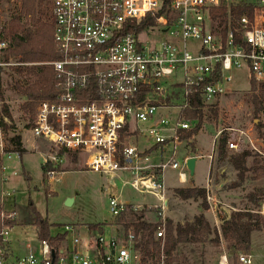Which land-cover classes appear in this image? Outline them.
Here are the masks:
<instances>
[{"label":"built area","instance_id":"1","mask_svg":"<svg viewBox=\"0 0 264 264\" xmlns=\"http://www.w3.org/2000/svg\"><path fill=\"white\" fill-rule=\"evenodd\" d=\"M227 2V0H225ZM223 0H51L53 44L58 59L23 63L6 57L9 44L0 41V71L49 66L55 77L54 94L40 101L27 128L33 139L54 155L43 158L49 185L59 183L60 152L84 157L83 167L106 177V196L112 217L110 229L66 227L58 248L38 238V247H14L16 214L0 212V264H166V232L171 197L166 172H177L179 185L189 183L187 161L180 148L191 146L194 131L206 113L233 93L234 70L248 69L250 83L264 84V0L247 4L250 15L224 19L217 15ZM228 3V2H227ZM230 4V3H228ZM158 31L170 39L152 41ZM147 37L141 40L140 37ZM190 43H193L190 46ZM200 100L202 119L187 117ZM30 120V119H29ZM12 120L0 97V205L11 195L5 189L18 176L14 159L21 160L7 128ZM202 131V130H200ZM227 150H245L264 159V138L252 127L219 130L207 156L210 162L205 198L214 225L229 220L227 208L213 196L211 178L216 144L222 133ZM153 199L134 203L127 189ZM231 213V214H230ZM264 216V203L259 212ZM152 214V217H151ZM225 215V216H224ZM156 226L154 241L160 253L146 256L137 217ZM36 232L37 228L34 227ZM220 233V229L218 231ZM68 235H71L69 244ZM150 252L154 246L150 245ZM238 264H253L251 255L238 252ZM219 264H228L221 255Z\"/></svg>","mask_w":264,"mask_h":264},{"label":"rangeland","instance_id":"2","mask_svg":"<svg viewBox=\"0 0 264 264\" xmlns=\"http://www.w3.org/2000/svg\"><path fill=\"white\" fill-rule=\"evenodd\" d=\"M240 1L250 4L256 0H227L228 3ZM15 5L16 3L11 1L3 2L0 5V26L9 21ZM140 39L144 40L147 37L142 36ZM148 39L160 41L170 39V37L155 31L150 34ZM192 45L193 43H190V46ZM232 77L233 93L223 98L219 106L212 108L218 112L216 118L212 112V114L206 113L207 120L203 123L202 131L196 135L192 145V149H196V153L192 152L191 155H209L216 133L225 128L245 129L252 127L262 138L264 128L259 131L256 125L260 121L264 126V111L258 117L254 115L253 105L250 102L251 83L248 69L243 66L239 70H234ZM16 82H23L17 73L12 74L11 69H5L3 73L1 72L2 101L5 103L9 115L11 114L10 122L12 120L13 123V127L10 124L7 129L11 134L12 129L17 126V129L20 130L19 134L22 132L26 149L21 160L14 159V163L17 164L18 176L9 179L5 189L11 196L6 199L4 207L0 205V212L4 211L5 214L14 212L16 214L14 221L5 222L14 227L12 239L15 249L22 252L25 244L38 247V234L34 225L26 222L27 208L30 204L34 205L42 218L49 221L51 225L50 235L53 237L65 234L66 227L75 226L83 227L82 233L85 232L84 227L90 228V233L94 236H96V232L91 227L99 226L104 229L105 235H109L110 229L106 223H110L112 217L109 213V203L106 196L108 184L106 177L87 171L83 167L84 157L78 156L75 159L69 154H63L57 159L59 171L64 172L61 175V181L52 185L48 184L43 169V158L54 155L55 151L41 142H36L27 129L28 123L31 121L29 120L30 115L22 110V106L28 99L15 89ZM227 134L229 138H234L232 133L227 132ZM187 150L188 146L180 148L178 158L182 159L184 151ZM233 153V151H228L229 155ZM253 162L254 158L248 159L247 168L250 169L254 165ZM209 168L210 162L207 157L198 158L196 173L184 186L179 185L176 171L168 170L166 172V185L171 197L169 220L175 224H185L194 220L196 216L204 214L210 224H213L212 227L215 226L209 208L204 211L201 201L182 200L175 194V190L178 188L192 186L204 188ZM254 176V172L249 170L244 174L243 180H239L237 171L234 170L229 161L227 159L219 160L216 149L211 178L214 185L213 196L218 202L225 204L229 209L235 208L238 211L254 209L258 212L260 208L258 209L250 203L249 196L256 189L264 187V180H254ZM125 196L127 199H132L136 204L146 200L150 203L153 202L150 196L140 195L129 188L126 190ZM68 200H72L69 206L66 204ZM230 212L234 213L232 210ZM221 226L222 224L219 225L220 233L218 232L219 243L208 241L205 245H181L177 251L181 264H213L220 258L221 252L226 251L228 253L229 243L221 238ZM211 238L213 239L214 236ZM254 240L257 250V245L264 243V235H256ZM68 241L71 245V235H68ZM249 252L244 253L248 254ZM255 255L258 256L257 252ZM231 261L232 264H237L238 257L236 256ZM258 262L259 260L256 258L255 264Z\"/></svg>","mask_w":264,"mask_h":264},{"label":"trees","instance_id":"3","mask_svg":"<svg viewBox=\"0 0 264 264\" xmlns=\"http://www.w3.org/2000/svg\"><path fill=\"white\" fill-rule=\"evenodd\" d=\"M16 3L11 12L10 20L0 26V41H6L9 44L6 50V57L11 56L19 59L23 63H43L58 59L53 44V25L50 16L51 0H0L3 2ZM167 5L169 0H163ZM251 6L244 1L228 4L223 0L217 15L228 19L230 17L239 19L241 16L250 15ZM1 72L0 71V96L1 89ZM12 74H18L23 82H16L15 89L25 96L28 101L22 106V110L29 114L30 120L34 119L37 104L54 94L55 77L51 67L33 66L19 67L11 70ZM250 102L253 105L254 115L259 116L264 111V84L251 83ZM193 111L187 112V117L196 118L197 115L202 119L203 113L200 100L194 104ZM213 116H218L217 110L212 109ZM5 113L9 115L8 109ZM10 116V115H9ZM202 120L196 129L191 133L184 134L185 138L197 135L202 129ZM262 130L263 124L259 121L256 125ZM264 138V134L262 135ZM228 134L226 132L218 138L216 149L220 161L228 160L235 171L238 173L239 180H243V176L247 171L254 172V180H264V159H260L252 152L245 150L241 153L228 154L227 150ZM14 146L22 155L24 149L20 136L12 139ZM194 142L191 143V145ZM194 149V148H193ZM195 154L196 149L192 150ZM64 152H60V156ZM77 159L76 153L69 154ZM254 158V165L247 168L248 159ZM45 170V168L43 167ZM175 194L182 200L201 201L204 211L208 210L205 198V190L199 187L178 188ZM249 201L256 208H261L264 203V187L258 188L249 196ZM28 214L26 222L37 228L38 238L46 240L53 248H58L66 239V234L53 237L50 235L51 225L48 220L42 218L41 214L36 210L33 204L27 208ZM259 212V211H258ZM254 209L239 210L231 215L229 220L224 221L221 226V236L229 243V251L237 254L238 252H248L251 243V236L255 232L264 231V216ZM143 216L137 217L139 221L136 224V232L142 231V244L146 256L155 257L160 253L159 245L154 241V233L156 226L151 223L142 221ZM97 229L98 226H92ZM214 238L212 239L211 237ZM208 241L219 243V233L216 227H212L204 214H200L194 218L192 222L185 224L174 223L169 220L166 232L165 255L167 257L166 264H180L177 251L181 245L186 244H206ZM150 245L154 246V252H150Z\"/></svg>","mask_w":264,"mask_h":264},{"label":"crops","instance_id":"4","mask_svg":"<svg viewBox=\"0 0 264 264\" xmlns=\"http://www.w3.org/2000/svg\"><path fill=\"white\" fill-rule=\"evenodd\" d=\"M9 20H10V18H9ZM9 22V21H8ZM5 23H7V22H5ZM4 71V70H3ZM3 71H2V73H3ZM1 97V99H2V96H0ZM9 112V111H8ZM11 115V114H10ZM8 117L9 118H11V116H9L8 115ZM13 130L15 131V136H20L21 137V142H22V148L24 149V153H23V155L25 154V152H26V149H25V147H24V143H23V139H22V135H21V133L19 134V131L20 130H18L17 129V126L16 127H14L13 128ZM24 130V129H23ZM22 130V131H23ZM195 142V141H194ZM194 144V143H193ZM192 144V145H193ZM192 145L190 146V147H188V150L185 152L184 151V153H183V157H185V156H194V157H198V156H200V155H191V153H192ZM187 154H189V155H187ZM197 161H198V159H197ZM196 166H197V162H196V165H195V173H196ZM195 175V174H194ZM190 181V180H189ZM202 187V186H201ZM193 220H191V221H189V222H192ZM213 223V222H212ZM213 225V224H212ZM211 225V226H212ZM213 227H215V226H213ZM81 228H83V227H81ZM84 228H87V227H84ZM98 228H99V226H98ZM90 229V228H89ZM258 236V235H264V231H259V232H255V233H253L252 234V236H251V243H250V246H249V253H248V255H251L252 256V258H253V264H255V259L257 258V260H259V262L258 263H256V264H264V243L263 244H258L257 245V250L255 249V240H254V238H255V236ZM222 238V237H221ZM223 240V239H222ZM205 245V244H204ZM256 252H257V254H258V256L257 255H255L256 254ZM221 255H227V258H228V264H232L231 262V259H233V258H236V256H237V254H235V253H233V252H231V251H229L228 253H226V251H224V252H221L220 253V256ZM219 256V257H220ZM179 263L181 264V260H179ZM213 264H219V258H218V260L217 261H214L213 262ZM234 264V263H233ZM237 264H238V261H237Z\"/></svg>","mask_w":264,"mask_h":264},{"label":"water","instance_id":"5","mask_svg":"<svg viewBox=\"0 0 264 264\" xmlns=\"http://www.w3.org/2000/svg\"><path fill=\"white\" fill-rule=\"evenodd\" d=\"M196 162H197L196 157H192L187 161V168H188L189 173H190V178H192L195 174ZM71 203H72V200H68L66 204L69 206Z\"/></svg>","mask_w":264,"mask_h":264}]
</instances>
